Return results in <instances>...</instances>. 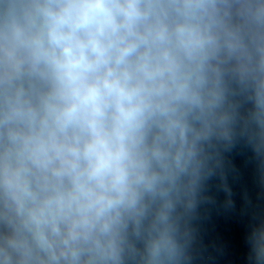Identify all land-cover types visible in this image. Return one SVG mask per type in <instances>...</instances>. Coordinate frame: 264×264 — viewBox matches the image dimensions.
<instances>
[{
	"label": "clouds",
	"instance_id": "obj_1",
	"mask_svg": "<svg viewBox=\"0 0 264 264\" xmlns=\"http://www.w3.org/2000/svg\"><path fill=\"white\" fill-rule=\"evenodd\" d=\"M241 147L264 187V0H0V264H196L219 215L264 264Z\"/></svg>",
	"mask_w": 264,
	"mask_h": 264
}]
</instances>
